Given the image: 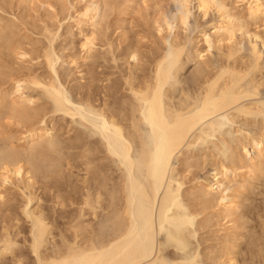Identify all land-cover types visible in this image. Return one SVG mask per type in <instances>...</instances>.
<instances>
[{"label": "rangeland", "instance_id": "374dc122", "mask_svg": "<svg viewBox=\"0 0 264 264\" xmlns=\"http://www.w3.org/2000/svg\"><path fill=\"white\" fill-rule=\"evenodd\" d=\"M39 1H41L42 3ZM222 1L228 8L232 10L233 13L245 17V9L243 3H241L240 0H222ZM89 2H90L89 0H37V1L36 0H28V1L0 0V6L4 7L3 10L0 9V28L4 29L5 26H12V31H13V33L10 35V36L13 35L12 39H10L12 43H8V45H5V47L2 50H0L2 54V55L0 54L2 56V57L0 56V88H1L0 103H3L4 105L6 102L10 101L9 98H6L2 102L3 99L2 94L4 93L5 94L9 93L10 94L9 97L13 98V95H11L12 80L8 77H6L8 81L4 80L6 79L4 76H6V74L9 72L12 78H14L15 76L21 77L23 74H24L23 77L26 79L33 77L34 75L35 76L40 75L41 77H52V78L57 77L56 81L59 80L61 82L60 85L62 84V87L65 90L63 91L64 93L66 92L65 96L68 99V103H67L68 107H70L71 110H73L76 113V115L73 117L67 115L63 116V114L61 113L60 114L57 113L52 116L51 114H49L51 109L50 102H48L49 104H47V101L49 100L43 99L44 97L42 98V96L39 95L40 93H37L36 91L35 92L29 91L28 93L26 92L23 94V95L32 96L34 100L37 99L36 104L34 103L31 106L39 107L44 111L46 110L45 111L46 115L48 112L49 115L45 116L46 118L44 117L46 119V122L48 123L49 120H51L54 124L53 127H55L53 128V132L55 136L57 137L58 135V138L61 136L59 139L65 141L63 142L64 146H62L63 148L61 149L63 152H65V154L61 152L63 157L61 153L59 155V157L61 158V159L59 158V162L61 161L60 162L61 166L60 165L59 166L61 168L58 167L60 171V172L58 171V174L59 173L60 174L59 177L56 176L59 179H56L57 181L55 185H57L58 187L59 182H60L59 183L60 186L64 185L61 187L59 186V190L62 193L60 194L62 196L64 195V197H67L66 203H68V201L71 199L72 204L64 203L65 205L62 207L61 210L58 209V207L56 208L53 205L54 203L53 198L50 197L52 196L53 193L52 189L49 190L46 188L47 189L46 190L44 188V189H40L41 191H38L39 188L38 190L36 189L37 187H39L40 184L38 185L36 184L35 186L37 187L34 186L36 189L35 188L30 189V192L36 193V195H40L41 200L38 203H36V201L33 200L31 201L32 203L30 202V204L29 205L27 204L26 206L25 205L26 198L22 195L23 194L26 195V193L28 194V192L25 190H20V189H24L20 175L17 176L15 179L13 178L14 179L13 181L10 180L9 183H7L8 181L4 183L0 180V185H1L0 187H2L0 188L1 191L0 195L2 196L0 197V199L2 198L1 199L2 201L0 200V204H1L0 226L3 227V225H7L12 227L13 225L16 224V221L14 219L16 218V220H18L17 225L19 226H17L16 229L11 228L12 231L14 230L13 232L11 231V229L9 231L10 234L12 233L11 236L13 237L14 241L15 242L17 241L16 242L17 247L15 246L16 248H14V251H16L15 253L19 254V252L22 250L20 253L23 255L22 256L23 264L24 262L25 264H34L31 254L28 255L29 254L27 249L28 245L26 246V244L28 243H24V239L29 240L28 237L30 238V235L28 228L29 223L26 221V219H24V213H23L24 211L22 212V209L30 210L35 208L38 204L42 206L43 212L45 213L47 212L46 214L50 215V217L53 218L54 217L56 218L57 217L56 215H58L59 213L61 214L62 211L63 212L62 214H65L64 216H66V218L63 217V218H58L60 220L57 219L53 221L51 220V222L53 223H50L51 226L53 227L52 232L55 238L54 240L56 244L61 246L63 242L61 244L59 243L64 240L63 239L64 236L68 240L73 237L74 232L72 230L76 227L77 224L81 225V226L79 225L81 229L79 228L78 234L81 235L82 233L83 237L81 236V238L83 239L84 238L88 239L91 235L92 237L94 236L93 238L94 240L95 237L98 238V240L100 239L102 240L104 238L106 239L112 236V234L114 233V228L112 226L111 220L115 212L119 208L121 209V207L123 208L124 206L125 207L127 206L128 209H130L129 211L127 209L129 213L128 216L130 217L133 216V218L130 220L131 224H133V233H132L133 238L134 239L137 238V240H139L138 238H140V236L143 235L142 237L144 238L147 234H149L150 237L153 238V242H154L153 253H156L157 249L159 248L162 250L161 253L158 254L155 260L156 264H162V263L179 264V262L189 259L190 260L193 259L194 261L191 263L187 262V264H227L228 263L227 260L230 258V256L233 255V253L235 255L234 256L235 260H237L235 261L234 264H242L244 261L245 262L243 264H264V254H261L262 251H264V200H263L264 171L260 173L262 177H259L261 175H259V172L257 170L251 173L252 176L250 174H246L243 177V174L247 172L246 171L247 169H245L244 167L242 169V166H244V164L247 163V160L249 158H252L257 154H256V150L255 151L249 150L250 148L248 146H247V150L249 152L248 154H246L244 150L240 148L241 147L240 142L242 144H245L243 142L246 132L249 133L250 131V133H264L263 115L252 118L239 117L236 120V123H228V122L223 123L222 127H220V130L218 129L215 132H211L208 138L206 136L204 139L202 138L201 139L202 141L200 140V142L199 140L194 141L193 144H191V146L187 147V145L186 146L184 145L180 153L172 157L171 166H173L174 172L172 171L173 173L170 174L171 170L170 171L169 169L167 170L166 175L163 178L164 179L163 184L161 183L162 185H160L159 187L160 190L158 189L157 194H154L155 195L154 208L152 206L153 208L152 216L154 219L153 229H150L149 225L145 224L143 221L145 218L142 219V217L145 216L143 215L144 213L141 214L142 212H140L141 211L140 204L144 205L142 201L144 202L145 200L140 198V196L138 195L140 193V190H142V188L145 187L146 185L145 183L147 182L148 185L149 182H151L152 180L151 178H148L145 168L144 171L143 169L140 168L142 165L138 163L139 161L138 153L140 151L141 146H146V147L152 146L151 145L152 134L150 128L148 126L142 127L143 134L141 137L143 139L141 138V141L143 142L140 143L137 140L135 141L136 143L130 152V156L135 162L132 165L131 169H129L131 165L128 164L129 165L128 167V165H126V162H124V159H121L122 157H120L116 153L114 154V152L110 153L112 149L110 148L108 142L109 141L108 137L109 136L111 137V135H109L110 133L106 134V131L101 132L98 129H96V127L94 128L93 125L95 126V124L93 123L94 122L96 123L98 121V118L92 112L91 113L86 112L87 111L86 109L84 111L82 106L83 105L82 101L85 99H89L93 106L100 105L103 102V100H106V88L109 89V87L111 86L112 87L110 88L111 90L115 91L116 89V96H114L113 100L110 99L113 103L112 105L113 108L115 110L117 109L121 110L124 108V112H125L124 114H126L128 112L130 102L136 105V102L132 99L125 85V79L127 78L128 74L131 73L132 76L134 74V77L137 76V78L139 79L143 76L150 77L153 73L152 61L154 62L156 58H163V57L164 59L165 57L166 59H168L167 53H169V48L167 47L168 44L171 43L170 41H172L173 39L175 43L180 44L181 42L180 45L188 42L187 45L184 44L186 46L185 47L186 53L189 52L188 56L192 57L193 60L189 61L188 63L187 62L185 63V59L183 60L185 56L182 57L183 61L182 60L181 61L183 67L178 72L180 74H177L176 80L175 78L173 80H170L171 79L170 78L169 85L171 87L169 88L168 85L166 88L170 94L172 93L171 95L174 97V99L177 98V94L178 91L180 90L179 88L180 86L182 89L190 88L194 90L196 88L195 84L197 85V83H195L197 81V78L195 76L199 69L206 71L205 69L208 68L207 69L208 72H211V70L212 72H214L215 68H217V65L222 64V62L223 63L225 62L224 54L226 53L227 50L226 43L222 44L219 50L211 48L208 50V52H205L204 51L205 46L202 43V41H200L201 38L198 37V32L201 28L202 29L204 28L203 32L206 35L213 33V26L218 22L217 14L213 11H210L205 18H202L197 13V11L192 10V14H190L187 24L182 27V26H178L177 23L172 20V17L177 10L176 9L177 3L174 2V0H102L101 3L102 7L99 8V13L101 14L100 18L102 19L98 20V26L96 28L97 41L95 42V46L93 47L95 50L93 49L94 52L92 51L91 52L92 54L90 53V55L89 56L87 55L88 56L87 57L84 51L80 47L82 34L80 33L79 35L78 28H76L77 27L76 23L73 20L77 16L78 11L83 9V7ZM52 9H54L55 11H53ZM162 20H165L166 22L168 21L171 27L170 29L171 31L168 32L167 29H164V27L161 26V24L164 23L162 22ZM244 25L249 34L257 33L260 36V38L262 39L264 38V17H260L256 21H250L245 19ZM159 26L163 27L162 32H158L161 29ZM44 29H46V31L49 29L48 33H51V36H48L46 34L47 32L46 33L44 32ZM82 31L83 33L89 32V29L88 27H84ZM235 38L236 41L238 42L237 48H239V56L242 57V59L238 60L236 64H240V63L242 64V62L244 63L249 56V47H250L249 39L245 37L242 38L239 33L236 34ZM50 45L52 46L51 49H49ZM239 45H241V47L243 48H240ZM256 45L259 53L262 55H260L261 66L259 71H257V73L255 74V76L258 81L260 79L262 80L259 81L262 84L261 87L259 88L260 93L258 94V96L241 100L240 104L243 103V105L244 103L245 105H248V104H252L251 102L255 103L257 101L260 103H264V80H263L264 79V48L260 46L258 41L256 42ZM47 48L52 51V52L50 51L52 56L55 55L54 57L56 56L58 57L57 58L58 60L56 59V62H54L55 64H53L54 72L57 70L56 71L57 76L55 74L53 75V71L49 72L48 70H46L47 68L43 63L42 52L44 51L43 49L48 50ZM20 51L22 52L24 51L25 56L27 54L28 55L26 57L25 56L22 57L20 55L22 52ZM199 52H201L200 55H203V58H196V55ZM132 54L136 56L135 60L134 59L132 60V58L130 57V55ZM18 55L21 56V58ZM18 58L19 60H17ZM37 58L40 60H38ZM239 61L241 62L239 63ZM135 67L137 70L135 69ZM9 80L11 81V83ZM108 80H110L109 81L110 83H108ZM170 81L173 82L172 85L170 84L171 83ZM178 88L179 90L175 92V90H177ZM8 106H10V104ZM1 110H2L1 115L4 114V116H1L0 119V124H1L0 129L2 128L0 130L1 132L0 141L3 142L4 140H6L8 136L7 140L11 139L10 140L11 144L14 146L16 145V147L19 148V146H22L23 145L22 143L24 142V140H22V137L24 135L23 133L24 128H21L22 126L21 124H19L21 126L17 125L18 123L16 119L12 120V118L11 119L8 118L6 122L5 120L7 119L6 116L8 115L7 113L8 110L7 108H3ZM8 121H11L12 123ZM244 121L246 125L248 124L247 126H244L245 124ZM15 125L16 127L17 126L18 127L16 128ZM237 130H239V132L241 134L243 133L244 135L243 134L240 135V133ZM76 136L78 137L76 138ZM18 138L20 139L18 140ZM234 141L236 142L234 143ZM238 144L240 149H238ZM0 145H2L1 142ZM76 145L77 147L79 146L78 149H76L77 148L75 147ZM235 145L236 147L234 148ZM85 150L87 151V153L85 152ZM262 150H264V146ZM231 152L233 156L235 155L234 158L232 157ZM222 156L226 157V159ZM62 158H64V160ZM68 158L71 159L68 160ZM204 158L206 159L204 160ZM231 159L234 160L236 159L235 160L236 167L234 166L235 168H237V171L235 172L236 177L233 178L232 175H229V178L231 180L229 184L228 182H224L223 187H220L219 189L216 188V185H213L212 188L213 192L211 194L209 192L210 195L207 193L210 196V198L208 195H206L208 199L206 197L205 198L203 197L205 201L204 200L202 201L201 198L199 197L202 192L201 187L204 188L208 186L209 183H210L209 185H211V183L214 184V179H212V176L214 173L213 171H215L214 170L215 167L218 168L217 166L220 165V163H225L227 166L229 165ZM67 160L69 163L67 162ZM64 162L65 163L67 162L66 166H63L65 165ZM88 162L91 163L90 167L88 166L89 168L85 167L87 166L86 164ZM67 164L69 165V167ZM143 172L146 175H144ZM99 176L101 178H99ZM35 177L36 179L37 178L40 179L38 175H36ZM256 177H259L260 179H257ZM242 178H244V180ZM94 179L96 180L95 183H93ZM149 179L151 180L148 182ZM175 179L178 182H180L182 185L177 187ZM254 179L257 180L255 181ZM83 181H85L84 185L85 184L90 185L92 183L91 185H96L101 187L100 190H102L103 198L105 197V201L104 199L102 201V207H106V209L102 210V208L97 207L98 216L96 219H92V221L91 219H89V217L87 218V216L81 219L78 218L81 221H79L76 217V215H78L79 213L78 209L80 208L79 204H77L78 203L77 201H79L80 199L79 191L81 192L82 187L84 186ZM50 183L51 182H49V185ZM135 183H138V185L140 184L141 189H139L138 187L139 190H137V186L136 188L133 189V187L135 186L132 187V185H134ZM235 186L242 187V189L238 191L239 193L237 192L238 198L236 200V203L238 208H236L235 210V216H233L234 218L230 216L227 217L226 220V218H224L225 215H223L225 213L221 211L223 213L222 214L219 211L220 209H217L218 204L215 200H217L221 196V194L223 195L225 193L227 194L231 189L235 188ZM150 187L151 186L149 187L147 186V188H145V190L147 189L146 191H148V195L150 192L154 193L152 191V189L154 190L153 184L152 187L151 188ZM223 188H226L225 189L226 191L223 190ZM21 191H24L23 194ZM69 191L71 192V194L73 191L72 196L70 195ZM74 191L75 193L76 192L77 193L75 194ZM111 191L114 194L113 201L115 202L113 203H116L114 204L115 205V207H113L114 209L112 207L111 209L110 207L109 208L107 207V203H109L107 200L109 198L108 196ZM241 192L242 193L244 192L243 195ZM116 193L117 195H115ZM152 193H150L151 197L153 195ZM170 193L172 194V196L175 197V199L173 197L171 198L172 200H174L176 206L172 204L171 205L172 207L171 206L169 207L171 209L169 210L168 208L169 211L166 214L164 213L167 216V221H164L166 218L163 220L164 221L162 223L163 225L160 224L161 226L159 230L157 228V226L159 227L158 225L159 222L157 223L156 221L161 211L159 209L164 208L163 206L165 205H162L163 201H165L164 197H166L168 194L171 196ZM77 194L79 195L77 196ZM69 195L71 196V198ZM239 196L241 198H239ZM253 197H255L256 199L255 201ZM50 198L52 200H50ZM74 198L76 201L74 200ZM126 202L127 204L129 202V204L128 205L125 204ZM24 205L27 208H25ZM143 207L144 206H142V210L144 209ZM145 207L148 208V205L145 204ZM192 210L193 212H195L193 215L190 214ZM242 211L243 213L246 212L247 215L240 217L239 213ZM150 212L151 211H149V213ZM164 214L163 216H165ZM181 216L186 217L191 224L188 226V229H190L192 233L190 235L189 244L186 247V249L184 250L176 249L175 247L176 245H173L172 243L173 240L170 241L171 244L169 243V247L165 244H161L162 242H164V240H167L166 239L167 234H170L171 232L174 234V231L176 230L175 222L173 223V219H175L174 217H181ZM70 217L72 220L70 219ZM228 218H231L232 222L234 221L233 224L234 223L235 224L234 225L231 224L232 222ZM64 219L65 220L68 219V220L65 221ZM242 219L245 224L243 223ZM56 220L57 222H55ZM168 221H170L171 224ZM83 224L86 229L85 231ZM238 225L240 226L239 229H238L239 227ZM243 225L246 226L244 227ZM1 227H0V232L2 231ZM235 227L237 228V231L234 230ZM82 229L83 232L80 231ZM245 230L247 233L245 232ZM16 231H18L19 233L21 231L22 232L15 237V234L13 233L14 232L16 233ZM249 231H254V234L253 232H249ZM60 235L61 238L63 237L62 238L63 240L60 239ZM233 236H235L234 237L235 239L233 238ZM230 239L233 240L231 241ZM253 239H259L258 243L256 244L253 243ZM225 241H228V244ZM222 242L226 244L224 245ZM229 243L234 244V247L232 245L230 246ZM220 246L221 247L230 246V248L227 247V249H225V248H221ZM46 248H47L46 252H49L50 246H47ZM221 249H223V251ZM229 249L233 250V251L230 250L232 255L229 254L230 252L228 251ZM225 252H227V255ZM6 256L0 258V264H13L14 258L11 259L12 258L11 256L9 255ZM225 258L227 263H225ZM214 259L217 262H215ZM218 260L219 261L222 260V261L218 263L219 262Z\"/></svg>", "mask_w": 264, "mask_h": 264}, {"label": "bare ground", "instance_id": "6f19581e", "mask_svg": "<svg viewBox=\"0 0 264 264\" xmlns=\"http://www.w3.org/2000/svg\"><path fill=\"white\" fill-rule=\"evenodd\" d=\"M89 1L90 2L87 3L83 7V9L78 11L77 16L73 20L76 23V26H77L76 28H78L79 35H80V33L82 34V40L80 41L81 42L80 47L84 51L86 56L87 55L89 56L90 53L94 49L93 47L95 46V42L97 41L96 28L98 26V20L102 19V18H100L101 14L99 13V8L102 7L101 6L102 0H89ZM39 2H41V1H39ZM174 2L177 3V8H176L177 10H176V13L173 15L172 20L174 22H176L178 26L183 27L187 24L189 16H190V14H192V10L197 11V13L202 18H205L210 11H213L217 14L218 22L216 24H214V26H213V33L206 35L203 32L204 28L203 29L201 28L200 29L201 31L199 30V32H198V37L201 38L200 41H202V43L205 46V50H204L205 52H208V50L211 48L219 50L220 47L222 46V44L226 43V47H227L226 49L227 50H226V53L224 52L225 53L224 54L225 62L224 63L222 62V64L217 65V68H215L213 66L215 68L214 72H212V70L210 68L209 69L211 70V72H208V70H207L208 68L205 69L206 71L198 68L199 70L197 71L196 76H195L197 78V81L195 80L196 81L195 83H197V85L195 84L196 88L195 89L193 88L194 90H192L190 88H188V89L183 88L182 89L180 86L179 87L180 90H179V88L177 90H175V92H177L178 90L179 91L177 94V98L174 99V97L171 95L172 93L170 94L166 88L169 85V79L171 78L170 80H173L175 78V80H176L177 74H180L178 72L183 67L182 61L185 59V63L186 62L188 63L189 61H192L193 58L188 56L189 52L186 53V48H185L186 46L184 44L187 45L188 42L180 45L181 42H180V44L175 43V41L173 39L172 41H170L171 43H169L170 45L168 44V47H167V48H169V53H167L168 59H166V57L164 59V57H163V58H156V60L154 62L152 61L153 73L150 77L143 76L139 79V78H137V76L134 77V74H133V76L131 75V73L128 74L127 78L125 79V85L127 87V91H129L132 99L136 102V105L130 102L129 109H128V112L126 114H124L125 113L124 108L121 110L120 109L115 110L113 108V106H112L113 103L110 99L113 100L114 96H116V89H115V91L111 90L110 89V88H112L111 86L109 87V89L106 88V100H103V102L100 105L93 106L89 99H85L82 101V104H83L82 106H83L84 111L86 109L87 110L86 112H89V113L92 112L98 118V121L96 123L95 122L93 123V124H95V126L93 125V127L94 128L96 127V129H98L101 132L106 131V134L110 133L109 135H111V137L108 135L109 136L108 137L109 138V141H108L109 146H110V148H112L110 153L114 152V154L116 153L117 155L122 157L121 159H124V162H126V165H128V164L131 165L129 169H131L132 165L135 162L130 156V152L136 143L135 141L137 140L140 143L143 142V141H141V138H142L141 136L143 134L142 127L148 126L150 128V131L152 134V136H151L152 137V143H151V140H150V143L152 146L146 147V146L140 145L141 148H140V151L138 153V155H139L138 156V158H139L138 163L140 165H142L140 168L143 170L145 168L146 173L148 175V178L152 179V180L149 179L148 182L150 180H151V182H153V183L149 182V184L151 183L150 185L149 184L147 185V182L145 184L148 187L149 186L152 187V184H153V187H154V190L152 189V191L154 193L150 192L153 194L152 197H151L150 193H149L150 196L148 195V191H146L147 189L145 190V188H147L146 185H145V187L142 188V190H140V193L138 194L140 196V198H142L146 201V202L142 201V203L144 205L140 204L141 205V207H140L141 211L140 212H142L141 214L144 213L143 215H145V216L142 217V219L145 218L143 221L145 224L149 225L150 229H153V220L154 219L152 216V212H153L152 210L154 208V202H155L154 201V199H155L154 194H157L160 185L163 184V181H164L163 178L165 177L167 170L168 169H169V171L171 170L170 174H172L174 172V168H173V166H171L172 157L178 155L180 153L182 147H184V145L185 146L187 145V147H188V146H191V144H193L194 141L199 140V142H200V140L202 138L204 139L206 136L208 138V136L211 132H215L218 129L220 130V127H222L223 123H226V122L236 123V120L239 117H243V118L251 117L252 118V117H257V116H261V115L264 116V109H263L264 103H260L257 101L255 103L251 102L252 104H248V105H245V103H244V105H243V103L240 104L241 100L256 97L260 93L259 88L261 87L262 83L259 81L261 79L258 81L256 79L255 74L260 69V66H261L260 65V63H261V60H260L261 56L260 55H262V54L259 53V51L257 49L256 42L258 41L260 46L264 48V40H263L264 38L263 39L260 38V36L257 33H254V34L250 33L249 34L245 25H244V21H245V19L250 20V21H256L260 17H264V0H240V2L243 3L244 9H245V17L243 16L244 18L239 14L233 13L232 10L230 8H228L223 3L222 0H174ZM3 8H4L3 6H0L1 10H3ZM52 10L55 11L54 9H52ZM162 22H164V23L161 24V26H163L164 29H167L168 32L171 31L170 30L171 27H170L168 21L166 22L165 20H162ZM157 25H160V24H157ZM84 27H88L89 32L83 33L82 30ZM163 27H160L161 29L158 32H162ZM48 30L46 31V29H44V32L45 33L47 32L46 34L48 36H51V33H48ZM12 33H13L12 26H5L4 29L0 28V50H2L5 47V45H8V43H12L10 41V39H12V36H13V35L10 36ZM238 33L240 34V36L242 38H244V37L248 38L249 39V45H250L249 56L245 60L244 63L242 62V64L240 63L241 61H239L240 64H236L238 62V60L242 59V57L239 56V48H237L238 42L236 41V38H235L236 34H238ZM55 38H57V37H55ZM196 40H198V39H196ZM52 43H53V41H52ZM227 44H228V46H227ZM239 46H240V48H243V47H241V45H239ZM10 47H12V46H10ZM51 47L52 46L50 45L49 49H51ZM7 48H9V47H7ZM43 50L44 51L42 52L43 53L42 58H43V63L45 64V67L47 68L46 70H48L49 72L53 71V75L55 74L57 76V74H56L57 70L54 72V69H53L54 65L53 64H55L54 62H56V59L58 57L57 56L54 57L55 55L52 56V54L50 53L51 50H49V51L45 50V49H43ZM7 51H8V49H7ZM18 51H19V49H18ZM20 52H22V51H20ZM200 53L201 52H199L196 55V58H203V55H200ZM0 54H1V52H0ZM240 54H241V52H240ZM20 55L22 57H24L25 52L23 51ZM207 55H208V53H207ZM14 56H15V54H14ZM21 56H19V57L21 58ZM183 56H185V57L182 60ZM130 57L132 58V60L136 59V56L134 54L130 55ZM17 60H19V58ZM38 60H40V59H38ZM136 64H138V63H136ZM206 64H207V62H206ZM205 66H207V65H205ZM205 66H203V67H205ZM135 69H136V67H135ZM23 75L21 77L15 76L14 78H12L11 74L9 72L6 74V76H4L5 78L8 77L12 80L11 95H13V98L9 97L10 96L9 93L8 94L4 93L5 95L2 94L3 95L2 96V98H3L2 102L6 98H9L10 101H8L9 103L6 102L4 105H3V103H0V110L3 108H7L8 115L6 116L7 119L5 118L6 122H7L8 118L9 119L12 118V120L16 119V121L18 123L17 125H19V124L22 125V126L21 125H19V126H21V128H24L23 129L24 135L22 137V140H24V142L22 143L23 145L19 146V148H18V147H16V145L14 146L11 144V142H10L11 139H8L9 141L7 140L8 136H7L6 140H4V138H3V140H4L3 142L0 141L2 144V145H0V149H1L0 150V154H1V157H0V180L4 183H6L7 181H8L7 183H9L10 180L13 181L17 176L20 175L21 180H22V184H23V188H24V189H20V190H25L28 192V194L26 193V195H25V194H23L24 191H21L23 194L22 196H24L26 198V200H25L26 206H27V204L29 205L30 202L33 200L36 201V203H38L41 200L40 195H36V193L30 192V189L37 187V186H35L36 184L37 185L40 184L39 187H37V189L35 188L36 190H38V188H39L38 191H41L40 189H44V188L45 189L47 188L49 190L52 189L53 193L51 191L52 196H50V197H52L54 200L53 205L56 208L58 207V209L61 210L62 207L65 205L64 203H66L67 197H64V195L63 196L61 195L62 193L59 190V186H60L59 183L60 182L58 183V187L55 184L57 181L56 179H59L58 177H59L60 173L58 174V171H59L58 167L61 166L60 165L61 161L59 162V158H60L59 155L61 152H63L61 149L63 148L62 147V146H64L63 142H65V141L64 140L62 141L59 139L61 136L59 138H58V135H57V137L55 136V134L53 132V128H55V127H53L54 124L51 120H49V122L47 123L45 116H48L49 114H51L53 116L57 113H59V114L61 113V114H63V116L67 115V116L73 117L76 115V113L73 110H71L70 107H68V104H67L68 99L65 96L66 92L64 93L65 90L62 87V84L60 85L61 82L59 80L56 81L57 77H53V78L52 77H41L38 74L39 76L34 75L33 77L26 79L23 77ZM28 77H29V74H28ZM258 79H259V77H258ZM4 80L8 81L7 78ZM109 81L110 80H108V83H110ZM10 83H11V81H10ZM172 83L173 82H171L170 84L172 85ZM168 87L170 88L171 86L169 85ZM0 90H1V88H0ZM29 91H31V92L36 91L37 93H40L39 95H41L42 98L44 97L43 99L49 100V101H47V104H49L48 102H50V105H51L50 112L51 113L49 112V114H48V112H47V115H46V113H45L46 110L44 111L43 109H40L39 107H32L31 105H33L34 103L36 104L37 99L34 100V98L30 95H23L24 93H26V92L28 93ZM172 91H173V89H172ZM174 95H175V93H174ZM9 104H10V106H8ZM47 104H44V105H47ZM121 104H122V102H121ZM114 105H115V103H114ZM40 107H41V105H40ZM120 108H121V106H120ZM1 112H2V110L0 111V119H1V116H4V114L1 115L2 114ZM8 122H11V121H8ZM244 123H245V121H244ZM247 125H246V123L244 124V126H247ZM6 126H7V124H6ZM0 127H1V124H0ZM15 127H16V125H15ZM237 131L239 132V130H237ZM240 131H242V130H240ZM242 134L240 133V135H242ZM77 137L78 136H76V138ZM19 139L20 138H18V140ZM144 139H146V138H144ZM1 140H2V138H1ZM71 142H73V141H71ZM235 142L236 141H234V143ZM237 143H239V142H237ZM243 143H245V144H242L240 142V146H241L240 148H242L246 154L249 153L247 150V146L250 148L249 150H253V151L256 150V154H257L254 157L249 158L247 160V163L244 164V166H242V169H243V167L245 169H247L246 173L243 172L244 173L243 177L246 174H250L252 176L251 173H253L256 170L259 172V175H261L260 173H262V171H264L263 170L264 169V150H262L263 146H264V133H250V131H249V133L246 132L245 136H244V142ZM72 146H71V148H72ZM229 146H230V144H229ZM75 147H77V145ZM235 147H236V145L234 146V148ZM261 147H262V149H261ZM78 148H79V146L76 149H78ZM240 148H239V144H238V149H240ZM69 149H70V147H69ZM73 149H75V148H73ZM85 152L87 153L86 150H85ZM63 153L65 154V152H63ZM66 153H67V151H66ZM61 155H62V153H61ZM231 155L234 158L235 155L233 156L232 152H231ZM62 157H63V155H62ZM222 157H224V156H222ZM224 158L226 159V157H224ZM62 159L64 160V158H62ZM70 159L71 158H68V160H70ZM205 159L206 158H204V160ZM68 160H67V162H68ZM235 160L231 159L229 162V165H227V166L225 163L219 162L220 165L217 166L218 168L215 167V169H214L215 171H213L214 173H213L212 179H214V184L211 183V185H209L210 184L209 183L208 186H206L204 188L201 187L202 192H201L199 197L201 198L202 201L204 200L206 195L209 194V192H210V194L213 192V189H212L213 185H216V188L219 189L220 187H223L224 182H228V184H229V182L231 181L229 178V175H232L233 178L236 177L235 172L237 171V168H235L236 167L235 166V163H236ZM224 161H226V160H224ZM66 163L63 166H66ZM91 163H92V161H91ZM91 163L88 162L86 164L87 166H85V167L89 168ZM129 165H128V167H129ZM68 167H69V165H68ZM57 168H58V170H57ZM238 171H240V170H238ZM35 174L38 175V177L40 179H38V178L36 179ZM143 174H144V172H143ZM144 175H146V174H144ZM263 175H264V173H263ZM56 176H58V177H56ZM259 177H262V175ZM259 177H256V178L260 179ZM99 178H101V177L99 176ZM242 179L244 180V178H242ZM101 180H103V179H101ZM95 181L96 180L94 179L93 183H95ZM49 182H51L52 184L50 183V185H49ZM175 182H176L177 187L182 185L176 179H175ZM84 183H85V181H83V185H84ZM87 184H88V182H87ZM91 184L90 185L85 184L84 186L82 185L83 186L82 190H81V192L79 191L80 199H79V201H77L78 202L77 204H79L80 208L78 207L79 213L77 211V213H78V215H76L77 219L78 218H80V219L85 218V216H87V218L89 217V219H91V221H92V219H96L98 216L97 207L102 208V210L106 209V207H102V201H103V199L105 201V197L103 198L102 190H100L101 187L96 186V185H91ZM102 185H104V184H102ZM61 186H64V185H61ZM133 186H135V187H133ZM136 186H137V190L141 189L140 184L138 185V183H135L134 185H132L133 189L136 188ZM239 186H242V185H239ZM239 186L238 187L235 186V188L231 189L227 194L225 193L224 195L219 192L221 194L220 197L218 196L220 199L218 198L217 200H215L218 204L217 209H220L219 210L220 212L222 211L223 213H225V214H223L221 212L223 215H225L224 218H226V220H227V217L235 216V210H236V208H238L237 203H236V200L238 198L237 192L242 189V187H239ZM138 187H139V189H138ZM0 188H2V187H0ZM74 189H76V188H74ZM225 189L226 188H223V190H225ZM61 190H62V188H61ZM201 190H199V191H201ZM219 191H221V190H219ZM69 193L72 196L73 191H72V194L70 191H69ZM74 193H75V191H74ZM103 193H104V191H103ZM243 193H242V195H243ZM78 195L79 194H77V196ZM113 195L114 194L111 191L109 196H108L109 198L107 200L109 202V203H107V207L108 208L110 207V209H111V207L112 208L115 207L114 204H116V203H113V202H115V201H113ZM115 195H117V193ZM165 195H167V194H165ZM212 195H214V194H212ZM71 196H70V198H71ZM0 197H2V196L0 195ZM171 197H173L175 199V197L172 196V194H171V196L168 194L166 197H164L165 199L163 198L165 201H163L162 205H165V206H163L164 208L160 207L161 209H159V210H161V211H160L159 216L157 217L158 219L156 220L157 223L159 222L158 223L159 227L156 224L158 229L160 228L161 225H163L162 223L164 221H167V216L165 214L171 209L169 207L172 204L174 206H176L174 200H172ZM249 197H248V199H249ZM209 198H210V196H209ZM239 198H241V197L239 196ZM21 199H24V198H21ZM142 199H140V200H142ZM253 199H254V201L256 200L255 197H253ZM50 200H52V199L50 198ZM74 200H75V198H74ZM218 200H219V203H218ZM70 203L72 204L71 199L66 204H70ZM125 204H127V202ZM128 204H129V202H128ZM145 204L148 205V208L149 207L150 208L148 209L147 207H145ZM25 205H24V207L27 208ZM142 206H144L143 208L144 209L146 208V209L142 210ZM152 206H153V208H152ZM126 207L124 206L123 208L121 207V209L119 208L115 212V214L111 220L112 226L114 228V233L112 234V236H110L106 239L104 238L102 240L100 239L102 237L99 238L100 240H98V238L95 237V240H94L93 239L94 236L92 237V235L90 234L91 236L88 239L87 238L83 239V238H81L82 233H81V235L78 234L79 228L81 229V227H80L81 225L79 224L80 225L79 226L77 224L76 227L72 230L74 232V235L71 239L68 240L64 236V238L62 237L64 239L63 240L61 238V235H60V239L63 240V241H61L59 239L61 241V242L59 241L60 242L59 244H61L63 242V244L61 246L56 244V242L54 240L55 238H54V235L52 232L53 227L51 226L50 223H53V222H51V220L52 221L55 219L60 220L58 218H63V217L66 218V216H64L65 214H62L63 212L61 211V214L57 213L58 215H56L57 216L56 218L50 217V215L46 214L47 212L46 213L43 212L42 206H40L38 204L35 208L30 209V210H26L24 208L26 211L22 209V212L24 211L23 212L24 213V219H26V221L29 223L28 228H29V235H30V238L28 237L29 240L24 239V243H28V244H26V246L28 245L27 249H28L29 254L28 253L27 254L28 255L31 254L33 261H34V264H156L155 260L158 256V254L161 253L162 250L159 248V249H157L156 253H153L154 242H153V238L150 237L149 234H147L144 238L142 237L143 235L140 236V238H138L139 240H137V238L136 239L133 238V236H132L133 224H131V221H130L133 218V216H131V217L128 216V214H129L128 211L130 209H128V207L127 208ZM210 207H212V206H210ZM210 207H208V208H210ZM168 208H169V210H168ZM127 209H128V211H127ZM162 209H164V210H162ZM256 209H257V207H256ZM85 210L88 212H86ZM149 211H151V212L149 213ZM220 212H218V213H220ZM53 213H54V211H53ZM194 213L195 212H193V210L190 212V214H192V215ZM71 214H73V213H71ZM163 214L165 216H163ZM239 215H240V217H243L247 214H246V212L243 213V211H242L239 213ZM73 216H75V215H73ZM174 218L175 219H173V223L175 222V225H176L175 227H176L177 232L175 230L174 234L172 232H171L172 234L170 233L171 235L167 234V238L165 237L167 240H164V242H162L161 244H165L169 247L170 241L173 240L174 242L172 241V243H173V245H176L175 246L176 249L184 250V249H186V247L189 244L190 235L192 233V231L190 229H188V226L191 224H190V221L184 216L174 217ZM231 218H228V219L232 222ZM68 219H66V220H68ZM70 219H71V217H70ZM80 219H78V220L81 221ZM235 219H233V220H235ZM239 219H241V218H239ZM243 219H242V221H243ZM14 220L16 221V224L13 225L12 227L7 226V225H3V224H2L3 227L0 226L2 228V231H1L2 233L0 232L1 233L0 234V258L5 257L6 255H9L12 257L11 259L14 258L13 264H23V258H22L23 255L20 253L22 250L19 252V254L15 253L16 251H14V248L17 247L16 246L17 241L16 242L14 241L13 237L11 236L12 233L10 234V232H9L11 228L16 229V227L19 226V225H17L18 220H16V218ZM57 220L55 222H57ZM82 221H84V220H82ZM76 222H78V221H76ZM168 222L170 223V221H168ZM233 222L231 224H233ZM243 223H244V221H243ZM134 224H135V222H134ZM83 226H84V224H83ZM235 228H234V230L237 231V228L236 229ZM239 228H240V226L238 227V229ZM12 229H11V231H12ZM248 229H249V227H248ZM85 230L86 229L84 226V231ZM250 230H252V229H250ZM18 231H16V233L15 232L13 233V234H15V237L18 236L22 232L21 231L19 233ZM80 231L83 232V229ZM245 232H246V230H245ZM249 232H253V234H254V231H249ZM166 233H167V231H166ZM248 235H249V233H248ZM21 236H22V234H21ZM156 236H158V235H156ZM235 236H233V238ZM247 238H249V237H247ZM248 240H250V239H248ZM231 241H229V242H231ZM258 241H259V239H253V243H255V244L258 243ZM225 242H227V244H228V241H225ZM231 245L234 247V244H230V246ZM47 246H50V248H51V249L49 248V250H50L49 252H46ZM230 246L229 247L227 246V247L230 248ZM227 247L222 246L221 248L227 249ZM164 248H166V247H164ZM231 249H229L228 251H230ZM221 250L223 251V249H221ZM231 251H233V250H231ZM231 251L229 252V254L232 255ZM234 251H235V249H234ZM227 252H225L226 255H227ZM236 254H237V251H236ZM261 254H264V251H262ZM212 255H213V253H212ZM234 256H235L234 253L232 256H230V258L228 256V258H229L227 260L228 263L226 262L227 257L225 256L226 257L225 263L234 264L235 261H237V260H235ZM219 258H221V257H219ZM193 261H194L193 259L192 260H190V259L189 260H183V261L179 262V264H187V262L191 263ZM220 261H222V260H220ZM220 261L218 263H220ZM215 262H217V261L215 260ZM24 264H25V262H24Z\"/></svg>", "mask_w": 264, "mask_h": 264}]
</instances>
